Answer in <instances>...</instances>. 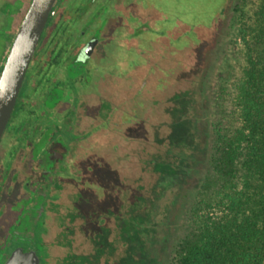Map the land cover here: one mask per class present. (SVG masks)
<instances>
[{"label":"flooded vegetation","instance_id":"obj_1","mask_svg":"<svg viewBox=\"0 0 264 264\" xmlns=\"http://www.w3.org/2000/svg\"><path fill=\"white\" fill-rule=\"evenodd\" d=\"M32 1L0 0V73ZM143 1L54 2L0 137V264L17 252L33 254L37 264H80V228L106 230L110 218L120 222L115 229L121 249L128 246L127 169L137 175L136 189L144 169L140 72L144 61H151L144 59L149 53L144 47H154L157 38L156 16ZM220 15L222 24L224 9ZM102 169L123 182L105 192L109 200L115 193L118 202L111 210L87 214L84 200L108 189L105 176L93 174Z\"/></svg>","mask_w":264,"mask_h":264},{"label":"rangeland","instance_id":"obj_2","mask_svg":"<svg viewBox=\"0 0 264 264\" xmlns=\"http://www.w3.org/2000/svg\"><path fill=\"white\" fill-rule=\"evenodd\" d=\"M227 1L230 0L143 1V8L156 16L154 20L156 21L155 26L157 25L155 27L157 28L155 29L157 38L153 37L156 38L152 44L154 47L151 45L144 47L145 52H149L144 55V59L150 58L153 62L154 60L158 61L161 48L169 42L176 41V39L177 42L174 46L178 45V50L184 49L182 45L185 44V40L181 38L183 33L186 32L187 35L194 37L201 36V28L198 27L210 26L217 14H220L223 9L225 11L224 21L214 34L209 48L206 49L203 57L205 64L203 73L199 77L195 90L199 105L198 122L203 135V150L197 153L195 162H188L186 160L187 153L192 142L191 127H189L192 124L190 119H183L180 109L175 106L167 108L165 115L158 112L159 116L154 117L153 125L141 129L142 141L140 144L145 154L144 169H152L155 177L149 183L140 176V199H136L137 191L134 194V189H136L134 183L130 182L129 179H127V183L125 182L124 194L127 197H125L124 202L126 203L123 207L129 206L130 208L127 209L129 211L123 210L128 215L126 218L129 222L125 224V229H123L127 233V237L125 235L123 238L128 241V246L122 250L119 245L121 235L119 229H115L117 228L115 224L117 222L120 224L118 218H110L109 221H112V224L108 225L106 230H101L102 232L93 231V228L91 230V227L85 224L79 230L77 245L80 244V246L77 247L78 250L73 248L78 253L76 255L78 263L170 264L173 260L176 245L190 230L192 208L197 206V202L205 201L208 195L204 192L203 186L212 169L213 128L224 117L219 108L218 96L223 89L227 93L233 91V85L241 76L242 67L245 65V46L239 31L245 29L247 41L253 43L255 35L258 34L257 23L259 21L257 15L261 11L264 13V0H231L229 4ZM14 5L12 16L19 3ZM22 5L25 4L22 3ZM262 24H264V20ZM11 28L10 24L7 31H11ZM146 36L152 37L150 34H146ZM160 64L157 66L158 69ZM145 66L149 68L143 63V71L140 72L143 75L146 73ZM151 81L147 82L149 88L154 85ZM146 88L148 90V87ZM145 95V99L150 97L147 92ZM226 106L229 112V97H227ZM161 107L159 108L162 109ZM172 169H187V173H189L187 183L178 194L169 183L161 185L157 177L160 172H172ZM127 170L128 175H130L131 170ZM111 173L114 172L109 169L94 170L93 174H96L97 179L102 175L105 176L108 189H99L97 199L84 200L81 207L83 206L82 209L85 213L94 215L100 214L101 211L113 209L114 201L106 199L105 192L107 190L115 191V184H120L122 181H117L115 178L110 179ZM86 194L89 196L88 192ZM134 195L136 196L134 197ZM90 200L92 202H89ZM137 206L144 209L145 215L143 217L137 216ZM116 209L120 213L121 205H118ZM204 211L206 210L203 209L200 213L204 214ZM149 215L151 218L148 217ZM73 217L70 218L73 219ZM74 220L76 219L74 218ZM138 222L140 223L139 229L137 228ZM117 231L118 236L115 234ZM64 239L67 245H71L68 234L64 236ZM102 241L106 243L104 247H102ZM72 261L70 257L67 263Z\"/></svg>","mask_w":264,"mask_h":264},{"label":"trees","instance_id":"obj_3","mask_svg":"<svg viewBox=\"0 0 264 264\" xmlns=\"http://www.w3.org/2000/svg\"><path fill=\"white\" fill-rule=\"evenodd\" d=\"M257 20L258 34L255 35L253 43L247 41L245 29L239 31L245 46V65L242 67L241 76L233 85V91L227 93L223 89L218 96L217 101L224 117L213 128L212 169L203 186L204 192L208 195L205 201L197 202V206L192 208L190 230L176 245L175 256L170 264H264L262 11L258 13ZM220 21L221 15L217 14L210 26L198 27L202 33L199 37L183 33L181 38L185 40V44L182 45L184 49L178 50V45L174 46L176 39L161 48L158 61H144L149 68L144 67L146 73L142 78L144 97L142 129L153 125L154 117L159 114L165 115L170 106L180 109L182 118L190 119L192 123L189 126L192 142L187 153L188 162H195L197 153L203 150L195 90L205 65L203 57L219 28ZM159 63L161 64L158 69ZM149 80L154 84L150 88L147 83ZM146 92L150 97L145 99ZM223 94H226L224 98ZM227 97L230 102L229 112L226 106ZM139 136L142 141L141 131ZM142 171L143 174L140 176L150 183L155 177L152 169ZM187 172V169H172V172H160L157 177L161 185L169 183L178 194L189 179ZM136 176L130 173L129 181L136 183ZM139 183L141 184V181ZM134 190V194L137 191L136 199H140L141 187ZM112 194L110 200L114 201L116 206L118 199L115 193ZM143 194L145 196L144 192ZM137 207V216H140L138 212L142 210L143 217L144 209L141 206ZM203 209L206 211L201 214ZM148 217L151 218V215ZM137 228H140L139 222Z\"/></svg>","mask_w":264,"mask_h":264},{"label":"water","instance_id":"obj_4","mask_svg":"<svg viewBox=\"0 0 264 264\" xmlns=\"http://www.w3.org/2000/svg\"><path fill=\"white\" fill-rule=\"evenodd\" d=\"M56 0H33L23 18L0 73V137L14 108L24 74L38 47ZM8 264H37L35 256L17 252Z\"/></svg>","mask_w":264,"mask_h":264}]
</instances>
